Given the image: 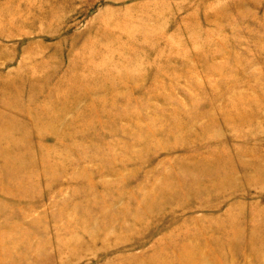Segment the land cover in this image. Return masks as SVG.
Here are the masks:
<instances>
[{
  "label": "rangeland",
  "instance_id": "obj_1",
  "mask_svg": "<svg viewBox=\"0 0 264 264\" xmlns=\"http://www.w3.org/2000/svg\"><path fill=\"white\" fill-rule=\"evenodd\" d=\"M224 231L223 264H264V0H0V264H178Z\"/></svg>",
  "mask_w": 264,
  "mask_h": 264
},
{
  "label": "bare ground",
  "instance_id": "obj_2",
  "mask_svg": "<svg viewBox=\"0 0 264 264\" xmlns=\"http://www.w3.org/2000/svg\"><path fill=\"white\" fill-rule=\"evenodd\" d=\"M112 36V35H111ZM111 38V37H110ZM113 38V37H112ZM111 40V39H110ZM111 42V41H110ZM107 43H109V41L107 42ZM129 46V45H128ZM129 50V49H128ZM105 51L108 53V51L109 50H106L105 49ZM123 52V51H122ZM90 53V52H89ZM120 54H121V51H117L116 52V55L117 56H119V57H121L120 56ZM110 55H111V53H110ZM134 54H132V56H133ZM125 57V56H124ZM123 57V59H124V61H126L125 60V58ZM128 57V56H127ZM108 60L106 59L105 60V62H104V60H99L98 59V61L97 62H99V64L96 62V64H94V62H93V60L92 61H87L86 59L84 60V61H82L83 62V64L85 65V67L86 68H100V67H102L103 65H106L107 66V63L109 62H107ZM98 64V65H97ZM100 66V67H99ZM104 69V68H103ZM106 69V68H105ZM103 74V73H102ZM108 74H110V73H107V75ZM79 76V75H78ZM103 76V75H102ZM109 76V75H108ZM110 77V76H109ZM105 78V77H104ZM108 79H110V78H108ZM79 80V79H78ZM91 81V80H90ZM90 83V82H89ZM131 102V101H130ZM125 106V105H124ZM134 118V117H133ZM137 117H135V119H136ZM99 122V124H100V121H98ZM103 124V123H102ZM105 125V124H104ZM181 132V131H180ZM179 132V133H180ZM178 135V134H177ZM176 135V136H177ZM179 135H181V134H179ZM169 136H171V135H169ZM181 137V136H180ZM66 155V154H65ZM80 158V157H79ZM66 159V158H65ZM6 164V163H5ZM214 164V163H213ZM210 164V163H208V162H203V163H200L199 164V166H197V167H195V170L196 171H198V172H200V173H203V172H205V173H210V172H213L212 174H214V175H216V176H220V177H222L224 174H225V171L222 169V164H220V163H218V164ZM217 167L218 169H216V170H213V169H215L214 167ZM219 166V167H218ZM223 171V172H222ZM225 175H229V174H225ZM182 187V188H181ZM183 189V190H185V193L184 192H182L183 193V195H188L190 192H198V189H196V188H194L190 183H180V186H179V189ZM180 192H178V193H175V195H177L178 197H180L181 195L179 194ZM166 198V196L164 195V194H159V195H157V197H156V199H153L152 201H151V203H150V205H153L155 202H158V203H161L164 199ZM160 200V201H159ZM247 224V223H246ZM235 227L234 226H232L231 227V231L229 232L230 233V235H232L231 237H233V239L237 236V232H236V230L237 229H235V230H233ZM214 231H216V229H213V231H211L210 233H212V232H214ZM195 233H198V232H200V231H194ZM208 231H206V232H203V234L204 235H206V236H210L208 233H207ZM227 231H224V233H223V235L221 236V237H219V238H213V239H208V240H205V242L202 244V245H204V247H203V249L200 251V252H196V254H194L193 252H190L191 254L189 255L188 254V256H186V257H180L181 256V254H180V256L178 257L179 258V261H178V264H223V260H222V258L221 257H219L218 255H217V253L219 252V250H220V248H221V239L223 238V237H227V236H229V233H228ZM211 236H212V234H211ZM208 238V237H207ZM237 241V240H236ZM207 242V243H206ZM197 243V242H196ZM196 243H183L182 245H180V247H179V251H183V250H185L186 248H188V250H189V248L192 250V249H194L195 248V246H196ZM228 244V243H227ZM200 245V244H199ZM228 245H230V247L231 248H235V246H236V244H235V241H231V242H229V244ZM198 247V246H197ZM229 247H228V251H229ZM254 249H255V247H254ZM235 250V249H234ZM187 251V250H186ZM203 251V252H202ZM189 252V251H188ZM232 252V251H231ZM230 252V253H231ZM179 253V252H178ZM182 253V252H181ZM233 253V252H232ZM207 255V256H206ZM178 256V255H177Z\"/></svg>",
  "mask_w": 264,
  "mask_h": 264
}]
</instances>
